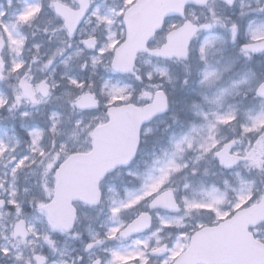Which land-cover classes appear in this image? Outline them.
Wrapping results in <instances>:
<instances>
[{
    "label": "snow or ice",
    "instance_id": "1",
    "mask_svg": "<svg viewBox=\"0 0 264 264\" xmlns=\"http://www.w3.org/2000/svg\"><path fill=\"white\" fill-rule=\"evenodd\" d=\"M129 2L130 0H124L125 5ZM197 2L210 13L209 16H205L204 22H199L192 12L185 13L186 0H175L168 10L179 13L182 22L170 24L163 41L157 46L150 47V37L164 28L163 20L159 22V26L155 30L149 28L142 34L134 36L131 23L123 7L120 9L108 8L106 12H102L100 7L91 6L92 0H47L46 4L43 0H32L31 3L29 0H23V8L19 13H13L12 19L7 22L0 20V28L7 36V40H5L4 35H0V47L7 43V46L17 54L10 64L0 58V79L4 78L5 71L17 76V83L13 86L14 99L9 104V98L0 93V108L7 106L11 110L19 105L22 100L30 101L33 105L39 104L41 101H47L52 97L53 90L59 86L55 80L49 83L48 76L33 80L28 71L25 70V61L20 58L27 37L19 31V28L39 19L45 8L51 13L50 21L56 23V27H53L51 31L55 33L63 30L68 39L62 41V44L67 47H71V39L78 35L81 20H84L85 23H91V18L94 17L98 26H105L107 34L102 43L94 35L96 29L93 28L92 32L78 39V45H82V47L78 46L73 53L62 61L67 67L73 57H80L86 49L93 50L95 54L79 64V67L83 70L89 66L90 61L93 73H95L98 65L103 64L106 70L113 73H131L137 81H143L145 78L152 81L154 78L153 73H156L159 77L171 83L172 77L166 67L153 66L150 71H146L141 76L136 68L138 53L147 52L149 55L158 58L187 60L190 54L192 37L202 30L211 32L216 25L227 29L229 39L232 43H239V52L245 57L251 58L250 54L253 53H264V4H261L260 0H256L255 7L247 0H223V4L226 6L234 7L238 5V15L241 18L247 16L249 12L260 14L259 20H247L246 27L243 29L246 39L243 42L240 39L241 25L233 20L226 23L227 18L223 17L219 11L214 10L213 0H197ZM9 4L11 5V0H9ZM6 14L5 11L0 10V17ZM117 17H123L122 27L127 29V32L121 31L119 34L113 32L112 25ZM43 30L45 32L49 31L47 27ZM217 42L223 44L224 37L216 34L207 35L197 49L199 60L204 64L199 83L204 87H213L220 79L221 71L226 70V68L217 70L209 66L208 57L210 52L220 50L214 47ZM33 47L38 50L40 45L34 44ZM64 51V46L57 47L43 61L41 70L43 71L52 65L56 55L62 54ZM105 56L108 57L107 62L103 61ZM32 59L37 60L38 57L34 55ZM21 73L23 74L21 75ZM50 75L51 73H49ZM62 79L68 85L62 98L67 100L72 111L93 110L101 107L100 99L94 90L95 83L93 81L78 79L68 73H64ZM248 82L247 77L242 76L240 79L233 80L228 88H219L212 95L204 94L203 100L219 109L226 94H231L240 85ZM184 83H187V79L184 80ZM130 89L131 86L128 84L112 83L110 80L104 79L100 85V93L105 97L103 118L93 117L97 121L94 126L84 125L82 119L79 118L74 121L75 128L71 133L73 137L77 135V129L82 130L83 127L90 129L91 147L87 152L69 153L65 142L61 141L57 144L55 137L59 134L58 125L61 123V114L52 111L48 116L50 124L47 129L34 127L28 131V135L31 137L30 154L19 159L14 156L9 157V161H16L11 168L14 179L17 171L22 169L26 163H36L35 157H40L38 165L41 169L40 191L42 196H32L27 202L44 217L49 231L58 230L63 233L73 228L77 217L75 206L70 203L72 195L77 196L89 205L94 206L101 203L103 181L114 169L127 166L135 159L139 150L140 130L144 122L152 119L158 113L166 111L169 107L168 94L160 84H148L142 88L136 98L140 103L134 102V92ZM252 90L256 96L261 98V108L255 114H248L245 121L238 122L237 111L231 106L223 112L218 110L205 112L199 103L194 102L191 107L196 115L203 118V122L199 125L193 124L179 138L173 137L171 140L172 151L170 153L165 151L163 160L156 158L152 167L145 173L129 170L128 174L137 180L138 186L131 189L125 188L123 199L117 200L108 197L110 201L108 206L109 219L115 220L117 223L107 229L104 234L105 237L112 239L117 233L120 237H127L132 233L151 229L154 222L153 211L156 209L163 208L172 213L182 214L179 216L161 215L160 212L156 211L155 230L151 231L150 235L144 239L133 241L134 245H142L143 247H137L126 253L108 249L107 251L111 254V260L108 261V264H135L136 258H139V264H148L145 251L163 254L164 258L160 264H182L181 249L184 246V241L189 238V232L186 231L188 225L183 222L185 217L190 218L193 212L218 215L220 206L225 201V193H218L216 188H212L207 193L208 199L197 200L179 194L180 189L172 186L173 177L181 170L189 167L183 160L177 162V158L182 157L185 152L196 153L193 157L194 163L211 155L225 168L232 167L239 161H245L246 167L256 168L264 172V80L259 81ZM57 99H61V97H57ZM126 111H130L132 116L123 142L108 156L98 159L101 153L100 131L115 127L119 123L122 113ZM20 115L22 117L28 116L29 113L21 112ZM237 126L239 128L238 136L229 138L221 134L222 129L232 128L235 131ZM46 132L50 133L52 137L50 141L51 151L47 150L41 143ZM244 139L248 140L246 145H243ZM7 150V145L0 141V157ZM76 155L88 157L97 162L94 167L89 169L84 187L69 195L63 191L66 165ZM191 172L195 174L197 168L192 167ZM225 184H227V181H225ZM2 187L3 183L0 182V188ZM183 188H190V184L185 182ZM28 191L27 188L24 189L25 193ZM108 191L115 193L113 188H109ZM8 195L7 201L0 199V207L7 204L14 208L17 217H21L24 201L17 200V189L9 186ZM261 200L264 202V198H261ZM252 202L253 196L246 194L242 189L241 193L237 195L235 203H231V207H247ZM60 205L64 208L62 216L57 214V207ZM125 212L132 213V218L128 222L120 219V216ZM228 215H231V213L229 212ZM259 224L264 225V221H259ZM256 225L257 221H253V226ZM200 227V223L197 222L193 226V232ZM166 230H174L176 233L171 247L162 243L163 238L157 235ZM29 234L32 237L38 236L35 226L23 218H18L13 225L12 235L23 239ZM40 235L48 245L53 244L49 232L46 231ZM153 238L156 239V244L150 246L149 241ZM101 242L102 238H98L96 234H93L91 242L85 245V250H90L94 244H100ZM27 243L31 244L33 241L29 240ZM0 254L13 256L15 261H22L23 264H48L47 258L35 251H33L31 257L25 258L17 250L15 244L11 247L0 245ZM91 264H101V261L99 258L92 259Z\"/></svg>",
    "mask_w": 264,
    "mask_h": 264
},
{
    "label": "rangeland",
    "instance_id": "2",
    "mask_svg": "<svg viewBox=\"0 0 264 264\" xmlns=\"http://www.w3.org/2000/svg\"><path fill=\"white\" fill-rule=\"evenodd\" d=\"M132 1L133 0H130V2L125 5L124 0H99L97 6L100 8L103 7L102 12H106L108 8L120 9L123 7L126 9ZM29 2L31 3L32 0H29ZM43 2L46 4L47 0H43ZM247 2H250L253 7H255L254 3H256V0H248ZM260 2L261 4H264V0H260ZM22 8L23 0H11V5L9 4V0L1 1L0 10L5 11L7 14L3 17H0V20L4 22L9 21L12 19L13 13H19ZM214 10L219 11L220 14L225 15V17L228 14L238 15L239 13L238 5L235 9L227 11L226 8H224V5L222 6L217 2H214ZM192 13L195 15L197 14L195 11H192ZM206 13L207 12H201L198 15V18L203 19ZM50 16V11L45 8V11L41 14L39 19L33 21L31 24L22 25L19 28V31L27 37L25 46L20 54V58L25 61V70L28 71L29 76H31L33 79L38 80L48 76L49 83L55 80L58 82L59 86L53 90L52 97H50L47 101H41L39 104L33 105L31 102L25 103L23 100L19 105H17L15 108H12L11 110H9L7 106L0 108V111L3 112L0 113V141H3L7 145L8 149L4 155L0 157V182L3 183V187L0 188V199L7 201L9 198L8 188L9 186H13L17 189V200L24 201L22 204L21 217H17L14 208L7 204H5L4 207H0V245H5L8 247H11L13 244L17 245V250H19L25 258L31 257L33 251H35L38 254L44 255L48 260V264H53V262H55V264H61V262H63V264H91L92 259L99 257H103V264H108V261L111 260V254L109 251H107L108 249L126 253L133 251L137 247H143L142 245H134L133 241L141 238L136 237L122 243L112 240V243L102 247L100 244H94L90 250H85V245L91 242L93 234H96L97 237L100 238V234H105L109 227L116 225L117 222L115 220L109 219L110 213L108 206L110 201L108 197H112L113 199L117 200L123 199L125 196V188L131 189L138 186L137 180L134 177L133 179H130L128 176L127 181L115 182V179H118L122 176L119 174L110 176L108 180L102 185L104 194L102 208H93L79 202L74 203L78 212L76 222L77 231L74 230L70 233H62L58 230L54 232L49 231L44 217L27 202L32 196H42L40 191L41 169L38 165L40 157H35L37 161L36 163H26L22 169L18 170L15 179L11 173V168L15 165L16 161H9V157L14 156L19 159L24 155L30 154L31 137H29L28 131L34 127L47 129L50 124L48 116L52 111H56L61 114V123L58 125L59 134L55 137L57 144H59L61 141L65 142L67 144L69 153L87 152L91 147V137L89 135L90 129L88 127H83L82 130L77 129V135L75 137L71 135L72 130L75 128L74 121L79 118L82 119L84 125L94 126L97 121L94 120L93 117L103 118L104 111H72L70 109V105L67 103V100L62 98L63 92L68 88L66 81L62 79V75L64 73L73 75L78 79H90L93 81L95 83L94 90L96 91L97 96L100 99L101 106L103 107L105 97L100 93V85L104 79H108L112 83L118 82L120 84H128L131 86L130 90L133 91L134 87L136 86V82H134L131 78L120 75L118 76L116 73L106 70L103 67V64L98 65L95 73H93L89 61V66L82 70L79 67V64L85 62V60H88V58L93 55L87 54V50H85V52L80 57H73V59L69 61L68 66L65 67V65L62 63L65 57L73 53L78 46L82 47V45H78V40L72 42L71 50L64 52L62 55L57 54L53 64L42 71V66H39L40 61L43 63V61H45L57 47L64 46L62 44V40H60L58 37L62 35V32L57 31L53 33L51 31L53 27H56V23L55 21H50ZM259 18L260 14L249 12L247 16L243 18L240 17V20L233 21H237L243 30L246 27L248 19L259 20ZM228 21L229 19H226L225 22L227 23ZM45 27L49 29L48 32L43 30ZM93 28L96 29L94 34L98 35L100 42L102 43L106 38L107 29L104 25L98 26L96 21L93 26L84 27L81 29L82 31L80 30L78 33L79 39L82 38L83 35L92 32ZM112 30L117 34L123 31L120 17L115 18V23L112 25ZM41 32L43 39H41L40 42H35V40H37L35 37ZM210 34L223 36L224 43L220 44L217 42L215 44L214 47L220 50L210 52L208 57L209 66L214 67L217 70L225 68L226 70L221 71L220 79L213 87H204L199 83L204 64L199 60L197 49L205 36ZM0 35H4V39L7 40V36L3 33L2 28H0ZM34 44L40 45L38 50L33 47ZM236 44L237 43H232L229 39V33L226 28H221L220 25H216L211 30V32L203 30L202 33H200L195 38L190 47L188 62L185 65H176L174 62H159L152 60L149 57H142L139 60L138 70L143 71V75L146 71H150L153 66L166 67L168 69L169 74L172 77L171 83H169L166 79L159 77L156 73H153V80L156 82V84L162 85L164 90H166L171 101H173V107L170 115H168L166 118L157 120L155 123L145 128L143 131V143L145 144L139 151L138 159L127 170L128 172L129 170H133L145 173L152 167L156 158H161L163 160L165 158L164 152L168 151L170 153L172 151L171 140L173 137L179 138L186 131H188L193 124L199 125L203 122V118L196 115V112L191 107L194 102L199 103L202 110L205 112L222 109L223 110L221 112H223L227 111L230 106L235 108L237 105H239L237 103H234L233 105L231 103H227V101H225L227 94L225 95L219 109H217L215 105H210L202 99L204 94L212 95L219 88H228L230 87L233 80L240 79L242 77L240 74L235 76L237 73V69H235L236 64L238 69H249V72L246 74L249 82L247 84L240 85L238 89L232 91L230 95H233L235 98H239L238 102L245 103L249 99L251 101L249 103L253 106L240 109L235 108L237 111L238 122L239 120L241 122L245 121L248 114H255L260 111L261 106L258 104L261 103L252 102V97L247 96V94L252 93L254 86L259 81L264 79V65L258 67L257 69L250 68V64H247V59L243 61L241 54L236 52ZM237 48L239 50V45ZM222 52L224 54H222ZM16 55L17 54L12 51L6 43L5 61L10 64L11 60L16 58ZM34 55L38 57L37 60L32 59ZM0 58H2V56H0ZM107 60L108 57L105 56L103 61L107 62ZM238 62L240 63L238 64ZM228 70H231V73H228L231 74V76L224 78L223 83H226L225 85L220 84L222 77H225V74ZM49 73H51L50 76ZM4 74L7 76H16V74H10L7 71H5ZM22 74L23 73H21V75ZM185 79H187L186 84L184 83ZM153 80L149 82L154 84L155 82ZM0 93L6 95L9 98V104H11L12 100L14 99L13 85H6L3 82H0ZM185 94H187V96H185ZM57 97H61V99H57ZM5 112H9L7 116H4ZM21 112H27L29 115L22 117L20 115ZM171 123L172 125H170ZM20 128H22L24 134H21ZM221 134L226 135L229 138L238 136L239 128L237 126L235 131L232 128H228L226 132H221ZM51 138V134L46 132L41 141L42 145L49 151H51ZM247 143L248 140L244 139L243 145H246ZM195 155L196 153L187 151L182 154V157L177 158V162H181V160H183L189 165V167L181 170L173 177L174 182L172 186L178 187L180 189L179 194L186 195L189 198L197 200L208 199L207 193H209L212 188H216L218 193H225V201L220 206V210L216 216H213L209 213L203 214V212H201L197 214L193 212L190 218L185 217V224L188 223V228L186 231H188L190 234L193 232V226L197 222H199L200 225L210 222L215 223L227 218L229 216V212L232 213L233 211L239 209L232 208L231 203H235L236 197L239 193H241L242 189L246 194L253 196V202H255L258 200L259 196L261 195V191L264 188V185H262V182L260 181V170L252 167H246V162H244L241 164L239 169L230 172L229 178L222 180L224 187L219 189L217 185L220 176L219 170L216 169L217 172H215L208 164L210 162L208 159L210 158L211 160L212 156L208 155L206 158L194 163L193 157ZM134 165L135 168H133ZM192 167L197 168V172L195 174H192L191 172ZM197 174H200L202 177L198 179ZM225 181H227V184H225ZM123 182L127 183H125L122 188H120ZM185 182L190 184V188H183V184ZM25 188L29 190L27 193L24 192ZM109 188L115 189V193L109 192ZM131 216V212H125L120 216V219L127 221ZM18 218H23L33 224L38 236L32 237L29 234L25 239L15 238L12 235V231L13 225ZM155 227L156 223L151 231L155 230ZM46 231L49 232L50 239L53 241L51 246L48 245V243L44 241L40 235ZM79 231H82L83 234L86 233L88 235V239L80 240V244L78 245L75 244V241H77L79 238ZM148 233L145 237L150 235ZM175 234L176 233L172 231L166 230L160 232L158 236L163 238L161 241L162 243H165V241L168 240L169 242L171 241V244L168 245L171 247L173 241L175 240ZM255 234L259 239L264 241V225H260L255 228ZM29 240H32L33 243H27ZM187 243L188 239L184 241V246L181 251L186 248ZM149 244L150 246H155L156 240H150ZM145 255L147 257L151 256V252L145 251ZM161 255L164 256L163 254ZM6 258L11 260L8 262ZM7 263L23 264L22 261H15L13 256H4L0 254V264Z\"/></svg>",
    "mask_w": 264,
    "mask_h": 264
},
{
    "label": "water",
    "instance_id": "3",
    "mask_svg": "<svg viewBox=\"0 0 264 264\" xmlns=\"http://www.w3.org/2000/svg\"><path fill=\"white\" fill-rule=\"evenodd\" d=\"M174 2L175 0H138L125 13L130 23L145 18L147 21L145 31L149 28L155 30L159 22L167 15H179L176 11L168 10ZM188 3L200 5L197 0H186V4ZM133 35L138 36L140 33L133 32ZM131 116L132 113L126 111L122 113L115 127L100 131L101 153L98 159L108 156L123 142ZM96 162L88 157L73 156L66 165L64 193L71 195L78 189H82L89 169L94 167ZM74 201L82 200L72 195L70 203ZM57 214L60 216L64 214L62 205L57 207ZM231 220L217 227L203 228L194 233L189 249L181 255L182 264H264V244L255 241L252 234L248 232V228L253 227V221H257V225L259 221H264V202L260 200L259 204L238 211Z\"/></svg>",
    "mask_w": 264,
    "mask_h": 264
},
{
    "label": "flooded vegetation",
    "instance_id": "4",
    "mask_svg": "<svg viewBox=\"0 0 264 264\" xmlns=\"http://www.w3.org/2000/svg\"><path fill=\"white\" fill-rule=\"evenodd\" d=\"M137 0H133L132 1V3L131 4H133L134 2H136ZM218 1V0H217ZM96 2L95 1H92V7H96ZM204 8H198V7H194V6H187L186 7V13L187 12H192V10H194V11H197V12H205V11H202ZM199 20V19H198ZM91 23H85L84 22V20L81 22V24H80V26H79V29H78V32H79V30L81 29V28H83V27H90V26H92L94 23H95V18H91ZM177 23V24H179V23H181L182 22V18L181 17H170V18H166L165 20H164V28L160 31V32H158L156 35H155V37H154V40L155 39H158V37L164 32L165 34L167 33V31H168V28H169V25L170 24H172V23ZM199 22H201L200 20H199ZM201 32V31H200ZM164 37H165V35H164ZM73 38H77L78 39V35L77 36H75V37H73ZM72 38V39H73ZM72 39H71V41H72ZM153 39L150 41V47H154V46H157V45H159L160 43H161V40H155L154 41ZM71 41H70V43H71ZM154 41V42H153ZM68 49H70L71 47H67ZM67 48L65 49V51L67 52ZM260 54L261 53H253V55L255 56V58H259L260 57ZM244 60H246V57L245 56H243V61ZM251 67L253 66V64L251 63V65H250ZM216 162H217V165H218V160L216 159L214 162H213V164L212 165H214V166H216ZM219 167V166H218ZM220 168V167H219ZM222 172H224L225 173V171L224 170H222ZM149 263H150V261H149Z\"/></svg>",
    "mask_w": 264,
    "mask_h": 264
},
{
    "label": "trees",
    "instance_id": "5",
    "mask_svg": "<svg viewBox=\"0 0 264 264\" xmlns=\"http://www.w3.org/2000/svg\"><path fill=\"white\" fill-rule=\"evenodd\" d=\"M15 79H16V78H15ZM16 83H17V80H16V81L13 80V84L15 85ZM14 85H13V86H14ZM261 176H264V172L261 173ZM263 182H264V181H263Z\"/></svg>",
    "mask_w": 264,
    "mask_h": 264
},
{
    "label": "bare ground",
    "instance_id": "6",
    "mask_svg": "<svg viewBox=\"0 0 264 264\" xmlns=\"http://www.w3.org/2000/svg\"><path fill=\"white\" fill-rule=\"evenodd\" d=\"M7 259V261H10L11 259H9V258H6Z\"/></svg>",
    "mask_w": 264,
    "mask_h": 264
}]
</instances>
